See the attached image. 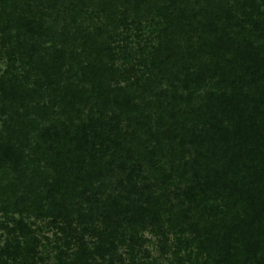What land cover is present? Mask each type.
<instances>
[{"label":"trees","instance_id":"obj_1","mask_svg":"<svg viewBox=\"0 0 264 264\" xmlns=\"http://www.w3.org/2000/svg\"><path fill=\"white\" fill-rule=\"evenodd\" d=\"M0 52L1 209L55 264H264V0H0Z\"/></svg>","mask_w":264,"mask_h":264},{"label":"rangeland","instance_id":"obj_2","mask_svg":"<svg viewBox=\"0 0 264 264\" xmlns=\"http://www.w3.org/2000/svg\"><path fill=\"white\" fill-rule=\"evenodd\" d=\"M7 68V58L6 56L3 54V52H0V77H2V75L4 74V72L6 71ZM3 117L0 115V140L3 139V136L5 134L4 128L2 126V122H3ZM5 172H3L0 168V184L1 185H6L5 181L1 180V177H3V174ZM8 176H6V178H8L9 180H11V174H7ZM8 198V196L6 197ZM1 200V199H0ZM3 204H0V251L3 248V246L5 245L6 240L9 238L8 233L2 229V227L4 225H12V221L11 220H18L21 218H23L26 223L34 230L38 231V229L41 230L40 234L38 235L41 243L43 246H45V248H43V246L41 245L38 248L39 253L41 254V256L43 257V259L46 258L45 263L44 264H55L56 260H55V255L56 252L52 251V247L49 245V243H47L48 241L45 240L44 237L49 238L51 241L53 240V233L51 230H49L46 227V222L45 221H39L35 219V215H25V214H18V213H14L12 208H7L8 210L6 211H2L1 207H3ZM7 207V206H6ZM145 238L147 239V244H146V248L150 254L151 258H155L159 260V263H163V264H168L170 261L174 262V258L172 257V251H173V237H171V245L172 248H169V251L166 252L164 255L160 256L159 253V249L156 245L157 240L156 237L153 236L151 233H145ZM50 244H53V242H51ZM125 249V248H124ZM8 264H10V262H8ZM40 264V263H39Z\"/></svg>","mask_w":264,"mask_h":264}]
</instances>
